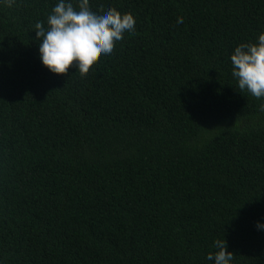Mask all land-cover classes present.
Segmentation results:
<instances>
[{
  "label": "trees",
  "instance_id": "trees-1",
  "mask_svg": "<svg viewBox=\"0 0 264 264\" xmlns=\"http://www.w3.org/2000/svg\"><path fill=\"white\" fill-rule=\"evenodd\" d=\"M0 264H264V0H0Z\"/></svg>",
  "mask_w": 264,
  "mask_h": 264
}]
</instances>
